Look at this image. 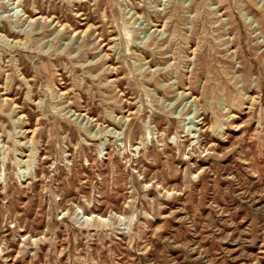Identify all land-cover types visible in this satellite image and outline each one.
<instances>
[{
	"label": "rangeland",
	"instance_id": "obj_1",
	"mask_svg": "<svg viewBox=\"0 0 264 264\" xmlns=\"http://www.w3.org/2000/svg\"><path fill=\"white\" fill-rule=\"evenodd\" d=\"M0 264H264V0H0Z\"/></svg>",
	"mask_w": 264,
	"mask_h": 264
}]
</instances>
